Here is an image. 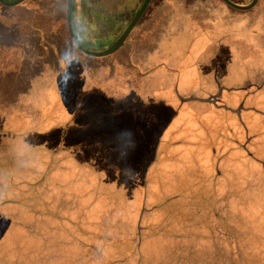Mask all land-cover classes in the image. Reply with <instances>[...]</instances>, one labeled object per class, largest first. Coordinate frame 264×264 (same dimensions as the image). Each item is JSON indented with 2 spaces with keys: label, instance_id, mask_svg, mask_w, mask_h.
Here are the masks:
<instances>
[{
  "label": "rangeland",
  "instance_id": "1",
  "mask_svg": "<svg viewBox=\"0 0 264 264\" xmlns=\"http://www.w3.org/2000/svg\"><path fill=\"white\" fill-rule=\"evenodd\" d=\"M173 1L177 5L172 7L174 11L163 12L154 6L151 16L148 15L138 27L135 36L142 39L134 54L131 55L132 44H125L106 59L86 61L82 56L78 58L77 65L85 77H80L77 83L83 86L89 83L86 87V91L91 93L88 101H82L73 91L66 93L61 87L52 86L53 78L48 76L51 71L47 73L43 64L30 63L23 72L10 71L6 66L8 58L0 44V193L4 190L8 194L0 197V205L5 199L10 201L12 208H17L26 199L37 202L39 187H43L41 191H44L40 198L44 200L43 204H37L38 207L26 205L29 210L23 212L24 215L22 212L20 217L10 215L13 222H2L0 219V245L4 241L9 245L0 252L15 258L13 263L87 264L88 253L84 252V247L96 249L99 244L110 253V247L104 246L109 235L108 228L99 229V237L95 236V240L87 234L98 230L101 226L98 220L104 221L107 217L110 225L107 212L111 208L123 211L121 217L125 221L128 218L126 212L140 211L139 193L137 191L133 195L129 189L137 184L151 161V156L145 157L144 152L151 153L152 149H143V144L163 126L159 117L164 121L169 115V112L166 113L169 109L164 106L151 108L148 103L151 94L145 91L152 86L147 85L148 81L139 76L138 71L143 73L155 68L156 60L169 68L180 65V58H177L179 51L184 50V34L202 27L208 42L216 43L210 44L212 47L207 49L208 52L216 49L228 52L227 60H214L211 64L213 75H216V69L225 76L232 74L236 77L238 73L236 82L221 80L224 85H244L246 71L264 72V0H258L257 5L247 11L231 8L219 0ZM229 1L239 7L253 2ZM53 6L58 8L55 2ZM10 10L8 12L13 14L12 8ZM97 21L101 25L95 31L99 33H106L112 27L109 22H102L101 18ZM113 45H103L91 52H104ZM200 62L204 61L200 59ZM243 62L245 64L241 66ZM53 68L58 70L55 64ZM161 75L162 83L175 82L171 74L161 72ZM198 89L201 88L198 86ZM37 96L46 103L36 105ZM237 96L234 98L237 99ZM164 97L167 101L173 99L171 92H166ZM35 105L38 108L48 107V112L55 109L54 117L42 116L43 109L35 110L32 107ZM207 107L216 109L212 104ZM74 111H79L80 116H75ZM183 118L184 115L178 119L176 127L183 122ZM198 135L201 136V132ZM182 149L183 146H178L171 153L176 154ZM192 149L189 156L187 151L180 156L178 167L163 165L159 170L157 175L167 190L174 192L176 188L194 186V181L187 180L185 175L191 168L195 179L203 163L200 151ZM190 159L191 167L187 169L184 164L187 165ZM238 167L223 171H227L225 176L231 172L236 174V177L222 178L223 186H226L222 194L227 197L235 189L257 186L261 175H264V167L256 162L241 163ZM167 170L174 171L167 174ZM80 182L83 186L79 185ZM84 189L90 190L87 195L89 201L79 197V191ZM246 199L250 200L247 195L243 200ZM109 200L113 201V205H105ZM168 208L174 211L176 207ZM50 212L60 214L56 215L57 218H69L70 228L64 230L67 236L48 229L47 214ZM14 213L16 211L11 212ZM37 219L40 222H35ZM73 222L78 223L77 231ZM6 223L8 227L4 228ZM32 225L37 228L27 229ZM154 239L147 244L152 240H162Z\"/></svg>",
  "mask_w": 264,
  "mask_h": 264
},
{
  "label": "trees",
  "instance_id": "2",
  "mask_svg": "<svg viewBox=\"0 0 264 264\" xmlns=\"http://www.w3.org/2000/svg\"><path fill=\"white\" fill-rule=\"evenodd\" d=\"M219 1L227 5L223 0ZM251 1L248 0V4ZM54 2L58 4V8L53 6ZM144 2L145 0H73L72 28L76 40L89 51H94L103 45H113L128 28ZM154 6H158L157 10L170 13L174 11L172 7L177 5L173 0H152L146 13L126 41V45L133 46L131 55L134 54L142 39L140 36H135L136 30L146 21L148 15L151 16ZM10 9L0 3V44L3 45L2 51L8 58L6 65L8 69L23 72L30 63L43 64L47 73L51 71L48 76L53 78V82L50 83L52 86L61 87L66 93L73 91L82 98V101H88L91 93L87 92L86 87L89 83H84V86L77 83L80 77H85L81 75L80 66L77 63L80 56L86 61L95 58L80 52L71 40L67 25V0L49 2L48 0H26L12 8L13 14L9 13ZM97 18H101L102 22L110 23L112 27L108 32L95 31L100 24L96 22ZM199 30V28L192 29L183 35L184 50L179 51L177 59H181L187 50L186 44L190 36L194 33L199 35ZM206 34L203 31V35ZM54 64L58 70L53 68ZM47 65L51 67H46ZM157 65L154 69L143 72L146 75L138 71V75L148 81L149 87L151 81L146 77L157 68ZM160 66L169 70L164 63ZM145 92L151 94L148 103L152 109L155 106H162V99L159 98L162 92L158 94L159 96H155L152 88ZM35 99H38L36 105L46 103L38 96ZM36 105L32 106L35 110L38 108ZM38 109H43L42 116L52 118L55 115V109L50 112L45 106ZM78 112L74 111L73 114L80 116ZM160 119L162 118L159 117V123H164L163 126L159 127L154 135L148 137L143 146L147 144L148 147L149 144L155 147L158 140L163 139L168 118L166 117L164 121ZM178 161L180 162V160L170 161L164 165L176 168ZM200 161L203 163L202 170L210 169L205 155L201 154ZM184 166L187 169L190 168L191 159ZM190 169L187 172H190ZM172 171L174 170L167 171V174ZM147 172L148 169L145 168L142 177L140 176V179L136 181L137 184L129 189L133 195L138 191L140 211L132 214L126 212L128 218L125 221L121 217V214H124L123 211L115 207L111 208L107 212V215H110V225L107 217L104 221L98 220L101 224L98 230L91 229L92 231L87 234L90 239L95 240V236L99 237V229L108 228L109 235L106 236L104 246L110 247L109 254L101 244L96 246V249L90 246L84 247V252L88 253L87 264H264V175H261L257 186L247 185L244 188L235 189V192L233 191L234 193L227 197L222 194L226 186H223V179L220 178L215 185L202 182L199 183L200 186L176 188L172 195H168L169 190L165 186L163 191L160 187L156 189L145 187ZM158 172L159 170L154 174L157 175ZM205 172L210 174L208 171ZM188 175H185V178L195 183L194 177L192 175L188 177ZM226 177H236V174L231 172ZM161 181L163 183L162 179ZM227 183L229 185V182ZM79 185L83 186L82 182ZM229 187L232 186L229 185ZM42 188L39 187L40 192H37V202L26 199L17 208L10 207V201L5 199L0 205L1 221L13 222L10 215L20 217L21 212L29 210L26 205L38 207L43 204L44 200L40 199L44 194V191H41ZM89 191V189L80 190L79 197L82 200H88ZM164 192L166 193L164 201L158 203L155 198ZM226 192L229 194V191ZM4 195L8 196L3 190L0 197ZM246 195L250 200H243ZM97 204L103 207L102 204ZM108 204L113 205V201L109 200L105 205ZM171 206L176 207L174 211L168 208ZM13 211L16 213L11 214ZM56 215L60 214L53 212L47 214L48 229L51 232L59 231L57 234L67 236L64 230L70 228L69 218H57ZM35 222L40 220L37 219ZM7 223L4 228L8 227ZM77 226L78 223L73 222L75 230ZM36 228V225H32L27 229ZM154 238H162V240L154 241ZM151 239L154 240L147 244ZM8 247L7 241L0 245V249ZM13 259L15 258H10L9 254L7 256L0 252V264H17L13 263Z\"/></svg>",
  "mask_w": 264,
  "mask_h": 264
},
{
  "label": "flooded vegetation",
  "instance_id": "3",
  "mask_svg": "<svg viewBox=\"0 0 264 264\" xmlns=\"http://www.w3.org/2000/svg\"><path fill=\"white\" fill-rule=\"evenodd\" d=\"M199 29V35L194 33L196 36L193 34L190 38L188 37L190 41L187 42L190 47L185 53L190 54V56L187 65L191 68L195 64L200 66L199 56H194V54L202 55L204 53L207 60L209 57H213V60L206 70L207 75L198 71L194 81L187 85V91L182 93L184 96L180 97L175 92L173 94H175L179 104L199 103L203 106V110L201 108V111L197 110L195 113L187 115V124L194 123V127L188 125L182 128L180 126L169 137L165 136V140H163L164 137L162 140H158L155 147L149 144L148 147L147 144L142 146L143 149L153 148V150L150 149V154L148 152L146 154L143 150L144 156H151V161L147 163L148 172L145 187L149 186L154 189L160 187L163 191L164 185L162 181H159L161 177L155 175L154 172L161 170V167L170 161L180 160L179 157L186 151L189 155L192 146V150L200 151L206 156L210 168L209 170H200L194 179V186H200L199 183L202 182L215 185L218 180L227 176L225 173L228 170L235 168V166L238 167L241 163H250L251 161V163L256 162L264 167V72L246 71L248 74L244 85H224L220 82L221 80L236 82L238 73L236 77L232 74L225 76L218 73L216 69V75L212 74L214 70L211 64L214 63V60L218 62L227 60L228 52L222 53L217 49L214 52H208L207 49L212 47L210 44L216 43L214 41L208 42V36L203 35L202 28ZM216 53H220L221 56H215ZM179 63H181V59ZM244 64L245 62L241 66ZM174 84L164 83L162 85L163 90L166 91L169 87L175 90ZM198 86L201 89H198ZM224 94L226 98L223 99ZM237 94L240 95L237 96ZM234 96H237V99ZM205 103L214 105L216 109L208 110L207 105H203ZM199 132H201V136L198 135ZM177 134L181 136L177 138ZM185 135L188 138H185ZM196 136V140H192ZM178 146H183V149L172 154L173 149ZM225 170L227 171L223 172ZM205 171L210 174H206ZM205 174L206 178H204ZM186 175L191 177L192 174L187 172ZM165 194L164 192L155 198L158 203L164 201ZM172 194L171 191H168V195Z\"/></svg>",
  "mask_w": 264,
  "mask_h": 264
},
{
  "label": "crops",
  "instance_id": "4",
  "mask_svg": "<svg viewBox=\"0 0 264 264\" xmlns=\"http://www.w3.org/2000/svg\"><path fill=\"white\" fill-rule=\"evenodd\" d=\"M186 46L188 47V50H189L190 44L187 43ZM222 51H220V52H222ZM195 55L199 56L198 57L199 60L202 59L204 61L203 63L200 62V66H198V64L197 65L195 64L192 68L189 67L187 65V61H188V57L190 56V54L184 53L181 57L180 65H177L176 67H173V68H169V70H167V69H165L166 67L164 69L160 68L161 66L159 64V65H157V68L155 70H153V72L151 74H148V76L146 77L148 80L151 81L150 84L152 86L153 92L155 93V96H159L158 94L160 92H162V95L159 97L162 99L161 101L163 103H165V104L162 103V106L169 109L166 111V113H168V112L170 113V116L167 117L168 119L166 122H168V123H167V127L165 128L164 133H163L164 138H165V136L169 137V135L172 132L178 130V128L180 126L182 128L186 127L188 125L194 127L195 126L194 123L187 124V122H186L187 115H190V113H195L197 110L201 111V108L203 110V106L200 105L199 103L191 102V103L187 104L186 106L183 104H179V101L175 98V94H173L175 92V93H178V96H180V97L184 96L182 93L187 91V88H188L187 85L191 84L194 81V79L197 77L198 71L201 74L204 73L205 75H207L206 70L209 67L211 61L213 60V57H209L207 60V56L204 53L202 55L201 54H194V56ZM215 56L220 57L221 55H220V53H216ZM156 62L158 64V60H156ZM161 72H162V74H166L169 76L171 74L174 77L175 90L170 88L169 86H168L169 88H167L166 91L163 90V86H162L163 83L161 81V77H162ZM143 74L146 75V73H143ZM200 81H201V78H200ZM164 83L171 84L172 82H164ZM166 92L172 93L173 99H171V101H167L165 99L164 94ZM184 109H185V113H183ZM208 110H211V109H208ZM183 115H184V118L182 120L183 122L179 126L176 127V125H177L176 123L178 122V119L181 118ZM173 127H174V129H173ZM176 137L178 138L179 134H177Z\"/></svg>",
  "mask_w": 264,
  "mask_h": 264
},
{
  "label": "water",
  "instance_id": "5",
  "mask_svg": "<svg viewBox=\"0 0 264 264\" xmlns=\"http://www.w3.org/2000/svg\"><path fill=\"white\" fill-rule=\"evenodd\" d=\"M26 0H16L13 2H6L4 0H0V3L7 8H13L16 6L21 5L22 3H24ZM227 5H229L230 7L237 9V10H251L253 9L257 3L258 0H253V2L246 6V7H239L233 3H231V1L229 0H223ZM152 2V0H145L143 6L141 7V9L139 10V12L137 13V15L135 16V18L132 20V22L130 23V25L128 26V28L125 30V32L122 34V36L118 39V41L108 50L104 51V52H99V53H95V52H91L88 51L86 49H84L76 40L74 32H73V28H72V9H73V0H67V25H68V31H69V35L71 37L72 42L74 43V45L77 47V49L82 52L83 54L89 56V57H93V58H105V57H109L114 55L115 53H117L119 50H121L125 44L127 39L129 38V36L131 35V33L133 32V30L136 28V26L138 25V23L140 22V20L142 19V17L144 16V14L146 13L150 3Z\"/></svg>",
  "mask_w": 264,
  "mask_h": 264
}]
</instances>
